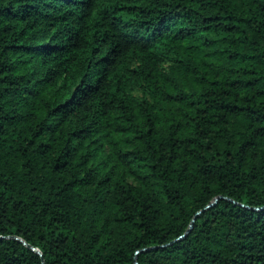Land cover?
<instances>
[{"label":"trees","instance_id":"1","mask_svg":"<svg viewBox=\"0 0 264 264\" xmlns=\"http://www.w3.org/2000/svg\"><path fill=\"white\" fill-rule=\"evenodd\" d=\"M0 264H264V0H0Z\"/></svg>","mask_w":264,"mask_h":264},{"label":"water","instance_id":"2","mask_svg":"<svg viewBox=\"0 0 264 264\" xmlns=\"http://www.w3.org/2000/svg\"><path fill=\"white\" fill-rule=\"evenodd\" d=\"M215 203H216V200H215L214 202H212L209 206H207L204 210H202V211H200V212H198V213L195 214V216H194V218H193V220H192V222H191V225H190L189 229H188L187 232L182 236V238H180V240H182L184 237H186V235L189 233L190 229L192 228V225H193L194 220L199 216V214H200L201 212H204L206 209H209L210 207H212ZM28 247H29V246H28ZM29 248H30V247H29ZM151 249H153V248H148V249L143 250V251L148 252V251H150ZM33 250L35 251V249H33ZM36 252H38V251H36ZM38 253H39V252H38Z\"/></svg>","mask_w":264,"mask_h":264}]
</instances>
